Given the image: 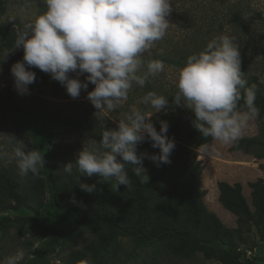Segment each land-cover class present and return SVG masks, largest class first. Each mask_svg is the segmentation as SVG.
Masks as SVG:
<instances>
[{
    "label": "rangeland",
    "instance_id": "1",
    "mask_svg": "<svg viewBox=\"0 0 264 264\" xmlns=\"http://www.w3.org/2000/svg\"><path fill=\"white\" fill-rule=\"evenodd\" d=\"M28 3L30 6L24 10L25 0H0V143L6 144L11 154L14 146L7 144L6 135H12L25 143L26 151L35 148L41 152L45 166L36 178L41 181L42 194L41 199H37L39 204L31 203V206L26 207H18L4 198L7 199L6 205L12 209L0 211V220L6 216H33L51 226L60 215L76 221L70 213L53 204L61 183L68 180L63 167L67 163L74 164L86 141L100 140L104 127L116 129L119 121L125 118L133 106L145 107L139 101L147 92L145 87L134 85L127 101L114 111H105L97 116V110L86 98L94 85L89 84L87 91L81 90L80 96L73 99L64 86L56 89L51 80L42 83L41 71L33 68L36 80L29 85L30 95L18 94L10 69L16 62L22 61L24 53L22 47L14 48V41L26 23L32 22L46 10L44 0H28ZM171 4L172 12L168 17L171 26L166 36L155 43L150 54H144L145 61L159 59L165 64V71L151 78L155 86L159 85L167 96L173 98L178 90V73L185 66L186 58L201 51L212 38L228 34L234 36L240 46L244 63L241 71L245 73L248 85L256 79L257 94L260 93L264 98V0H171ZM233 12L254 22L252 30L235 29L231 23ZM13 17L14 20L11 19ZM161 49L163 55L159 54ZM86 75L79 79L84 81ZM70 76L77 78L75 73ZM13 103H18L27 111H35L37 122L28 114L24 118L14 116L10 112ZM257 106L260 108L259 118L250 121L242 139H257L264 143V103ZM146 110L153 112L151 120L157 131L161 120L168 122L167 136L175 141V148L170 155L171 163L157 167L150 162L146 174L149 177L154 171L159 173L166 166L170 173L165 186H174L183 172L182 156L185 151L181 146L188 147L186 137L194 114L189 109L175 106L171 100L167 110L159 113H154L150 108ZM44 118L48 119L42 121ZM20 121L26 122V125L20 126ZM143 143L151 146L149 140ZM210 145L215 146V152L209 150L206 154L201 148L197 150V160L203 167L201 188L206 191L203 203L225 227L233 229L237 227V217L220 204L218 184H241L242 193L253 210L249 184L264 179V159L256 157L264 154V146L257 145L254 152L245 153L232 151V145L226 146L219 141H213ZM156 153H159V149ZM2 172L10 173L32 195L35 178L31 173L23 178L19 175L14 156L0 161ZM49 173H52V177H61L63 181L58 184L54 180L52 182ZM1 197L0 201L3 199ZM109 235V226L102 221H93L78 229L66 223L61 224L55 237L32 225L13 224L0 232V260L17 249H23L26 256L22 264H78L80 260L89 257L93 264H225L222 254L208 257L173 235L143 244H138L131 237L119 236L106 247ZM208 244L215 248L221 247L218 243ZM90 246L94 247L96 254L86 253L85 249ZM241 249L246 250L244 257L239 261L231 260L229 264H264V240L255 233L250 243L241 246Z\"/></svg>",
    "mask_w": 264,
    "mask_h": 264
},
{
    "label": "clouds",
    "instance_id": "2",
    "mask_svg": "<svg viewBox=\"0 0 264 264\" xmlns=\"http://www.w3.org/2000/svg\"><path fill=\"white\" fill-rule=\"evenodd\" d=\"M46 10L26 23L18 32L14 48L23 49V59L12 65L10 71L14 87L20 95H30L29 85L36 80L37 68L66 88L73 99L89 84L94 89L87 99L97 110L96 115L114 111L129 98L134 85L144 88L150 78L165 71L159 59L145 61L144 54L157 41L162 40L171 24V0H44ZM25 0V9L29 7ZM14 20L15 18H11ZM163 55V50H160ZM241 50L234 36L221 34L212 38L199 52L186 58L179 70L177 92L171 102L177 107L191 110L195 129L205 139L211 137L223 145L238 147L250 121L259 118L256 104L257 86L248 85L241 71ZM75 73L77 78H71ZM85 76L81 81L80 76ZM243 101V107L240 102ZM145 107L133 106L116 129L104 127L99 142L88 140L78 153L75 164L67 163L63 171L72 174L73 166L87 177L98 176L103 180L114 179L116 189L123 185L130 188L132 172L149 180L143 166L145 159L157 167L170 164L175 141L167 136L169 124L161 120L157 131L151 117L153 112L167 110L169 99L155 91H148L139 101ZM7 144L13 145L12 153L0 143V161L14 156L19 175L29 173L36 178L45 166L38 149L27 150L23 141L6 135ZM151 141L159 154L139 153L138 145ZM207 154L215 146L202 144ZM218 154V153H217ZM89 194L96 185L79 183ZM73 202L75 200L73 199ZM26 252L17 249L0 264H22ZM78 264H93L91 258Z\"/></svg>",
    "mask_w": 264,
    "mask_h": 264
},
{
    "label": "trees",
    "instance_id": "3",
    "mask_svg": "<svg viewBox=\"0 0 264 264\" xmlns=\"http://www.w3.org/2000/svg\"><path fill=\"white\" fill-rule=\"evenodd\" d=\"M231 23L235 29L245 31L252 30L254 24L251 20L244 19L238 12H233ZM241 69H244V63L241 64ZM48 80L53 82L56 89L62 87L49 74L41 71V82L46 83ZM255 83L256 79L254 82L251 81L249 86ZM145 91H155L167 96L159 85L155 86L151 78L145 86ZM167 98L172 100L170 96ZM263 103L264 98L260 93L257 94L256 104ZM241 105H243V101L240 102ZM10 112L14 116L23 118L25 114H28L32 120L37 122L35 111H27L18 103H13L10 106ZM46 119L44 118L42 121ZM193 119L194 117L191 120L193 121ZM192 121L186 137L188 147L181 146L185 151L182 156L184 158L183 172L176 185L165 186V183L169 181L168 175L170 173L166 166L161 172L154 171L150 174L147 182H142V178L137 177L132 172L133 166L127 165L132 186L128 188L121 185L116 189L114 179L103 180L98 176H83L74 165L73 172L68 174L66 181L56 175V178L52 177V173H49V177L56 184L63 181L57 190L58 194L54 199V206L70 213L76 218V221L70 220L69 216L60 215L57 222L50 226L41 223L33 216H17L15 218L6 216L0 220V232L5 231L13 224L32 225L39 231L47 232L55 237L61 224L66 223L68 226L78 229L93 221H102L109 226L110 230L106 247L119 236L131 237L138 244H143L160 240L167 235H173L189 243L193 249L204 252L208 257L222 254L225 264H229L231 260H241L246 253V250H242L241 246L248 245L254 233L261 240H264V179L260 178L249 184L252 191L253 210L242 193L241 184L230 185L225 182L218 184L220 204L225 210L237 217L236 228L225 227L216 215L207 210L203 203L206 195V191L201 188L200 183L203 167L202 163L197 160V150L200 149V146L211 144L214 140L211 137L203 138L193 126ZM24 124L26 125V122L20 121V126ZM99 141L97 140V142ZM257 145L263 147L264 143L257 139H241L238 147L232 146V151L250 153L254 152ZM149 147H151L149 144L141 143L138 145V152H147L149 155L159 154L156 153L157 149L152 147L150 149ZM256 157L264 159V154H258ZM150 162L148 159L143 161L145 169ZM79 183L95 184L96 190L91 194L84 192L80 189ZM0 184V195L3 198L0 201L1 212L12 209L10 205H6L7 199L14 202L18 207L31 206V203L39 204L37 199L42 194L39 179H34L31 188L32 195L23 189L8 172L0 173ZM210 242L218 243L221 247L215 248L208 244ZM85 251L96 254L93 246L86 248Z\"/></svg>",
    "mask_w": 264,
    "mask_h": 264
}]
</instances>
